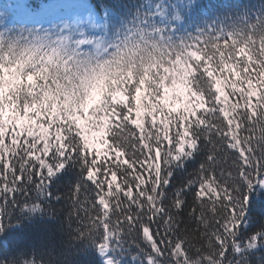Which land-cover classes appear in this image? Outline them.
<instances>
[{
	"label": "snow or ice",
	"instance_id": "snow-or-ice-1",
	"mask_svg": "<svg viewBox=\"0 0 264 264\" xmlns=\"http://www.w3.org/2000/svg\"><path fill=\"white\" fill-rule=\"evenodd\" d=\"M220 39L74 68L16 55L0 33V196L39 211L61 198L52 177L78 169L68 219L121 253L106 264H249L264 250V233L242 231L244 191L264 186V27Z\"/></svg>",
	"mask_w": 264,
	"mask_h": 264
},
{
	"label": "trees",
	"instance_id": "trees-1",
	"mask_svg": "<svg viewBox=\"0 0 264 264\" xmlns=\"http://www.w3.org/2000/svg\"><path fill=\"white\" fill-rule=\"evenodd\" d=\"M20 2L36 11L45 6L58 9L37 27L11 26L10 19L17 13ZM257 22L264 27V0H0V33L20 35L32 29L39 32L43 27L79 52L82 61L87 54V61L77 65L82 68L102 63L126 46L174 56L202 43L210 44L216 37L221 38L222 44L228 33L239 29L248 34L249 27L256 26ZM252 34L259 35V30ZM254 39L258 50L259 39ZM259 138L257 128L253 140ZM256 155L259 156V151ZM255 164L254 184L264 175L259 172L260 161ZM76 171L73 169L70 174L61 171L52 177L51 191L61 198L41 202L39 211H22L26 197L18 193L7 194V201L14 198L18 201L11 206L0 196L3 226L0 264H106L108 258L121 256L113 249L102 255L97 247L98 234L81 237L75 217L69 222L68 214L73 211L69 195L78 180ZM3 178L4 174L0 173V179ZM34 179L38 181L39 175ZM3 187L0 183V188ZM244 194L247 203L243 234L264 233V186L254 185L250 191L245 189ZM30 195L34 197L35 193ZM28 206H31L30 199ZM122 264H132L130 257H123ZM249 264H264V250L251 253Z\"/></svg>",
	"mask_w": 264,
	"mask_h": 264
},
{
	"label": "clouds",
	"instance_id": "clouds-1",
	"mask_svg": "<svg viewBox=\"0 0 264 264\" xmlns=\"http://www.w3.org/2000/svg\"><path fill=\"white\" fill-rule=\"evenodd\" d=\"M26 31L27 34L20 35L3 33L2 43L8 51L16 55L52 56L61 62L68 61L74 68L77 65L82 66V63L87 61L86 53L82 61L79 52L72 49L69 44L55 38L54 34L44 31L43 27H40L39 32L35 29Z\"/></svg>",
	"mask_w": 264,
	"mask_h": 264
}]
</instances>
